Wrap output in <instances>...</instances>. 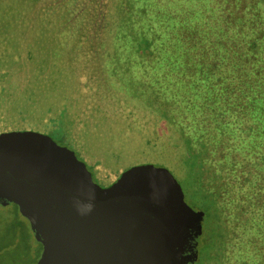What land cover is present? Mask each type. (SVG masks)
<instances>
[{
  "label": "trees",
  "instance_id": "1",
  "mask_svg": "<svg viewBox=\"0 0 264 264\" xmlns=\"http://www.w3.org/2000/svg\"><path fill=\"white\" fill-rule=\"evenodd\" d=\"M179 1L172 12L97 0L110 11L103 69L124 83L101 87L106 108L128 113L141 158L181 175L205 223L206 264H264V0ZM56 119L69 126L54 117L48 133L68 146ZM14 231L30 242L24 223Z\"/></svg>",
  "mask_w": 264,
  "mask_h": 264
},
{
  "label": "rangeland",
  "instance_id": "2",
  "mask_svg": "<svg viewBox=\"0 0 264 264\" xmlns=\"http://www.w3.org/2000/svg\"><path fill=\"white\" fill-rule=\"evenodd\" d=\"M71 1L0 0V72L9 73L0 79V134L32 131L61 145L47 130L53 118L60 117L69 126L56 119L54 133L59 136L66 130L69 145L65 146L85 165L96 185L109 186L133 166L164 167L180 185L185 203L201 217L181 175L164 163L141 158L135 146L141 136L130 133L128 113L111 114L106 108L101 87L123 83L115 68L109 66L106 74L100 57L107 40L109 7L104 10L97 0ZM150 2L163 11L177 12L180 1ZM117 5L110 3L112 13ZM121 102L125 111L128 104ZM140 116L134 113L132 118ZM15 221L28 228L29 243L15 235ZM41 249L15 205H0V264H36ZM197 250L194 264H206L200 238Z\"/></svg>",
  "mask_w": 264,
  "mask_h": 264
},
{
  "label": "water",
  "instance_id": "3",
  "mask_svg": "<svg viewBox=\"0 0 264 264\" xmlns=\"http://www.w3.org/2000/svg\"><path fill=\"white\" fill-rule=\"evenodd\" d=\"M40 243L36 264H194L202 220L164 167L96 185L68 147L32 131L0 134V205ZM91 204V211L84 206Z\"/></svg>",
  "mask_w": 264,
  "mask_h": 264
},
{
  "label": "clouds",
  "instance_id": "4",
  "mask_svg": "<svg viewBox=\"0 0 264 264\" xmlns=\"http://www.w3.org/2000/svg\"><path fill=\"white\" fill-rule=\"evenodd\" d=\"M84 208H85L87 211H91V209H92V205H91V204L85 205Z\"/></svg>",
  "mask_w": 264,
  "mask_h": 264
}]
</instances>
